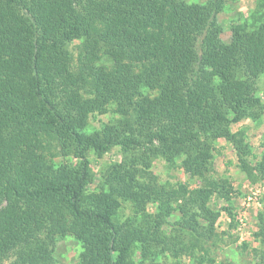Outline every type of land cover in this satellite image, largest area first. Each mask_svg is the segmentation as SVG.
<instances>
[{"label":"trees","instance_id":"obj_1","mask_svg":"<svg viewBox=\"0 0 264 264\" xmlns=\"http://www.w3.org/2000/svg\"><path fill=\"white\" fill-rule=\"evenodd\" d=\"M223 8L224 0H0V264H55L67 235L88 249L78 264H168L156 260L166 252L216 262L200 246L217 236L220 211L209 203L217 195L232 214L235 189L212 174L214 142L232 143L239 168L264 179V151L251 161L247 127L232 129L264 116V21L233 26L227 43ZM110 111L116 119L88 130L93 114ZM114 146L122 159L97 183L89 152L103 157ZM157 157L180 159L203 184H160ZM124 202L132 214L122 219ZM257 218L253 251L264 264V212Z\"/></svg>","mask_w":264,"mask_h":264},{"label":"rangeland","instance_id":"obj_2","mask_svg":"<svg viewBox=\"0 0 264 264\" xmlns=\"http://www.w3.org/2000/svg\"><path fill=\"white\" fill-rule=\"evenodd\" d=\"M190 3L206 4L210 0H185ZM259 0H224V8L219 13L218 19L223 26L222 39L230 42L232 38V27L241 25L247 30L255 29L258 24L264 21V7L258 5ZM262 17V19L260 18ZM75 43H78L77 41ZM74 44L72 45V47ZM77 53L75 49V54ZM259 87L258 93L264 101V74L257 82ZM117 114L112 111L105 114H93L89 119L88 130L99 129L104 123L110 122L117 118ZM241 127H247L248 141L253 147L256 157H250L251 161H257L261 158L264 151V116L262 119L253 121L243 119L240 122H234L232 129L239 130ZM214 162L213 175L217 178H228L233 187L232 193V214L224 209L230 206L227 202L217 195H214L209 205L220 211L216 221L215 228L217 236L212 239L203 240L200 246L208 249V255L215 259L214 264H220L221 261H230L235 264H255L256 256L253 249L260 247V243L255 239L254 231L258 229V213L264 212V179L252 180L238 166V157L232 143L224 138L214 142ZM91 167L96 175V182L102 181V171L112 162L120 161L122 154L119 146H114L104 154L98 157L93 151L89 152ZM58 159V158H57ZM60 160V159H58ZM62 160H67L63 158ZM152 171L157 175L160 184L169 181L177 184L179 182L189 185L191 188L199 187L203 184L200 177H191L180 165V159L174 164H170L162 157L153 160ZM94 183L93 187L97 185ZM121 209V218L125 219L132 214V207L129 202H124ZM157 205L149 203L147 211L156 212ZM169 221H173L170 218ZM170 228V227H169ZM166 228L168 231L170 230ZM244 243L248 245L245 246ZM199 249V247H197ZM88 251L84 244L71 235L58 239L54 256L55 264H78L80 258ZM197 253L196 258L202 254ZM171 254L159 253L156 260L160 263L190 264L191 256L182 255L179 258L170 257ZM142 259L140 246H136L133 254V260L138 262ZM197 264V263H196ZM205 264H209L206 262Z\"/></svg>","mask_w":264,"mask_h":264}]
</instances>
